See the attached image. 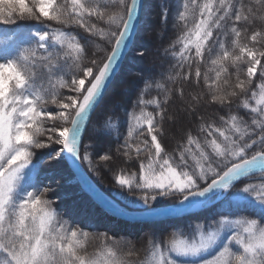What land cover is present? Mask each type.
Listing matches in <instances>:
<instances>
[{"label":"snow or ice","instance_id":"6c2138e0","mask_svg":"<svg viewBox=\"0 0 264 264\" xmlns=\"http://www.w3.org/2000/svg\"><path fill=\"white\" fill-rule=\"evenodd\" d=\"M140 8L141 0H0V26H13L0 40V264H264V31L241 42L247 31L241 25L264 24V0H178L174 27L182 31L165 49L171 70L142 81L123 133L105 122L116 133L117 151L137 164L115 181L139 193L149 215L182 217L227 205L217 217L148 240L135 260L134 245L110 242L107 233L89 252L90 233L63 219L50 189L34 180L39 149L52 148L53 160L92 165L87 146L81 156L82 136L132 41ZM161 17L166 23L167 8ZM105 45L110 50L98 60ZM201 82L207 103L225 109L219 124L197 111L202 93L184 100V83L198 89ZM153 88L158 95L146 100ZM174 92L180 111L198 122L196 134L185 129L169 152L162 138L165 121L173 120ZM234 99L247 119L233 112ZM159 198L173 202L161 207Z\"/></svg>","mask_w":264,"mask_h":264},{"label":"trees","instance_id":"16d2710c","mask_svg":"<svg viewBox=\"0 0 264 264\" xmlns=\"http://www.w3.org/2000/svg\"><path fill=\"white\" fill-rule=\"evenodd\" d=\"M145 7L140 20V27L136 33L134 43L131 46L129 53L125 57L119 72L114 77L113 83L107 89L101 104L94 111V115L88 123V127L84 132L81 145V156L87 152L91 155L92 165L81 159V164L86 169L90 178L94 183L109 195L118 205L127 210H145L143 202L139 199V193L133 195L127 189L121 188L115 181L116 174L124 169L126 171H137V164L135 160H127L121 152H118L119 143L116 140V133L111 132L106 128L105 122L111 120L114 124H118L120 132H124V122L127 119L126 113L132 111V106L135 105L137 96L143 88L142 81L144 79H161V74H167L171 70V65L174 61L171 58L170 52H165L169 45L176 39L182 28L177 25L174 27V9L178 0H145ZM246 4H254V0H244ZM167 8L168 18L165 23L161 17L162 9ZM13 26H0V40L5 38L4 28H11ZM242 28H247V31L242 32V43H247V37L250 36L254 30L264 31V24L257 20L253 25H241ZM81 36H87L82 29H75ZM95 41L88 45L90 52L96 51ZM106 51L98 53L97 59L106 55L107 50H110L105 45ZM143 53V55H140ZM207 54L205 63L200 65L202 73L207 70ZM245 65H241V74ZM230 71L233 69L230 68ZM211 75V73H210ZM259 77V71L257 73ZM234 79V77H233ZM181 82L177 84H169L175 89L180 86ZM185 102L188 101V94L190 92H200L203 98L197 107V111L204 115L206 120H215L218 115H225V109H221L216 105H209L207 103L208 97L206 89L201 82L200 87L193 88L190 83H184ZM158 95L153 88L145 93L144 98L151 99ZM174 103L170 101L169 112L173 115L172 121H165L164 131L165 135L162 138V143L166 150L171 152L177 147V143L183 140V132L185 129L191 127L193 134L195 132V123L198 120L195 117L189 118L184 115L180 109L183 104L179 98L173 93ZM237 101L233 100L232 110L238 112L240 115H245V110L237 107ZM138 110V109H137ZM148 110H152L149 108ZM202 135V134H201ZM122 143V139L120 141ZM55 147V146H54ZM53 151L52 148L36 150V157L34 163L39 162L38 175L34 178L40 187L49 186L51 190L47 193L49 199H52L54 207L63 217V219L70 223L77 224L85 231L90 233L88 241L89 252L94 251L101 244V234L107 233L109 240H116L121 245L127 243L134 245L139 252V257H132L135 260L142 258L147 247V242L150 240L143 235L147 232L151 237L160 238L161 235L167 236L171 231L177 227H186L191 223L198 221L211 220L217 217L218 213H222L227 205L223 207L220 203L209 205L206 209L201 210L195 214L179 218L175 220H166L164 222H156L149 226L140 225L125 220L113 219L110 214L103 211L99 204L94 202L92 198L85 193L80 187V184L75 180V175L70 169L67 161L64 158L53 160L49 153ZM109 153L112 159L103 161L100 156L104 153ZM142 159L144 157H141ZM172 199L159 198L157 203L163 207L172 203ZM245 215L251 216L248 212ZM121 236L128 240H120ZM143 238V239H142Z\"/></svg>","mask_w":264,"mask_h":264},{"label":"water","instance_id":"95a60500","mask_svg":"<svg viewBox=\"0 0 264 264\" xmlns=\"http://www.w3.org/2000/svg\"><path fill=\"white\" fill-rule=\"evenodd\" d=\"M144 3H145L144 0H141L139 20H138V23L136 25L134 36L132 37V41H131L130 45L128 46V49L124 52L123 56L121 58H119V64H118V67L116 69L115 76L119 72V70H120L119 68L122 66V64L125 60L126 54L132 48L131 46L134 43L136 33L140 27V20L142 17V10L144 7ZM113 81H114V78L112 79L111 84L113 83ZM98 106L96 107V109L98 108ZM93 115H94V112L91 114L90 120L93 117ZM87 127H88V124H87ZM87 127H86V129H87ZM83 137L84 136H82V139H83ZM64 159L67 161L70 169L73 171V173L75 175V180H77V182L80 184L81 189L83 191H85V193H87L92 198V200L94 202L99 204V206L101 207V209L103 211L110 214V216L113 219H118V220L122 219V220H125L127 222H133V223H137L140 225L149 226V225L156 223V222H164L166 220H175V219H179V218H185L186 216L195 214V213L207 208V207H205V208L196 209V210H194L193 213L186 214L182 217L152 216V215H149L145 210H142V211L127 210L126 208L122 207L121 205L119 206L116 201H114L109 195H107L103 190H101L94 183V181L88 175L86 169L83 168V166L81 164V160L73 161L71 158H64Z\"/></svg>","mask_w":264,"mask_h":264},{"label":"rangeland","instance_id":"374dc122","mask_svg":"<svg viewBox=\"0 0 264 264\" xmlns=\"http://www.w3.org/2000/svg\"><path fill=\"white\" fill-rule=\"evenodd\" d=\"M46 188H49V189L51 190V188H50L49 186H47ZM204 222H205V221H198L197 223H204ZM191 224L194 225V224H196V223H191ZM189 225H190V224H189ZM189 225H187L186 227H177V228H175V230H177V229L187 230ZM145 236H147L149 239H158V238H156L155 236H154V237H151V235H150L149 233H147V232L143 235V238H144ZM143 238H142V239H143ZM120 240H125V241H127L128 239H127L126 237H124V236H121Z\"/></svg>","mask_w":264,"mask_h":264},{"label":"bare ground","instance_id":"6f19581e","mask_svg":"<svg viewBox=\"0 0 264 264\" xmlns=\"http://www.w3.org/2000/svg\"><path fill=\"white\" fill-rule=\"evenodd\" d=\"M144 2H145V0H144ZM145 3H146V2H145ZM145 3H144V7H145ZM144 7H143V10H144ZM143 10H142V12H143ZM143 14H144V13H142V16H143ZM129 51H130V50H129ZM128 53H129V52H128ZM128 53H127V54H128ZM127 54H126V56H127ZM126 56H125V57H126Z\"/></svg>","mask_w":264,"mask_h":264}]
</instances>
